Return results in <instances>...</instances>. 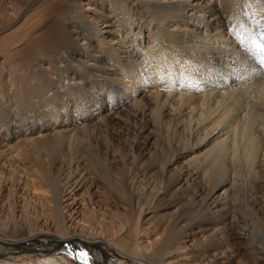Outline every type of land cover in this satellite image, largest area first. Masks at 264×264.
<instances>
[{
	"label": "bare ground",
	"instance_id": "bare-ground-1",
	"mask_svg": "<svg viewBox=\"0 0 264 264\" xmlns=\"http://www.w3.org/2000/svg\"><path fill=\"white\" fill-rule=\"evenodd\" d=\"M41 1L0 0V166L25 149L37 166L31 180L39 186L43 173L58 207L48 231L0 233V259L67 245L81 264H110L78 226L82 193L99 197L101 187L138 210L112 237L126 258L264 264V0H71L34 10ZM111 125L136 133L127 157L105 139L90 166L88 155L68 162ZM239 139L246 179L228 151Z\"/></svg>",
	"mask_w": 264,
	"mask_h": 264
},
{
	"label": "rangeland",
	"instance_id": "rangeland-1",
	"mask_svg": "<svg viewBox=\"0 0 264 264\" xmlns=\"http://www.w3.org/2000/svg\"><path fill=\"white\" fill-rule=\"evenodd\" d=\"M70 1L71 0H43L40 3L34 5L35 6L34 10H36L37 8L39 10L40 6L42 5H44V7H47L49 5L52 7H56L58 5H66L70 3ZM82 7L83 6H81V8ZM122 7L126 8L124 2H122ZM35 69L36 68L33 69L34 72ZM33 82H35V80H33ZM3 91L6 93L7 89L4 88ZM51 93L52 92H49V96L51 95ZM58 108L59 106L57 105L55 107L53 106L48 107V110H46L48 112L47 115L56 112ZM20 113L21 110L17 111V114ZM51 119L53 120L54 116H52ZM54 126L56 125L54 124ZM101 134H98L96 138L93 137L92 139L89 140L87 139L88 143L87 141H85L84 143L82 142L81 144H79V147H83V149L76 147V150L74 149L72 153L68 154L69 157L68 155L66 156L68 158L67 159L68 162H71L70 160L71 158H73L72 160H77V158H79L80 156L83 158L85 157L84 158L85 160L86 159L89 160L91 159L93 153L94 155H100L99 157H103V153H104L103 150L105 149V145L103 144H105L104 142L105 139H106V146H108L110 150L111 149L116 150L120 153L121 156L124 157H127L130 154L129 144L136 137V133L134 131L128 132L121 125H111L108 127H104L101 130ZM100 139L102 142L98 141ZM242 141L244 142V140L240 141L239 139L238 142H236L235 144L237 148L233 145V147L232 146L229 147L228 151L229 153H231L230 155L234 154L235 157L238 156L239 158L238 157L236 158L238 159L239 162L241 160L240 163L243 162L241 164L242 165L241 171L243 172L244 177L246 179V177L249 178L248 176L250 172L247 165L245 164V162L247 161L246 159L247 151L245 150L246 148H244L245 143L243 144ZM240 143H242L244 146H242ZM90 144H92L91 145L92 147L90 146ZM99 145H101L102 147L99 148ZM77 148L80 151L83 150L82 151L83 154H81V152ZM23 150L25 149L14 148L13 150H11L12 153H10L11 151L7 152V154L4 156L5 162L3 160L5 164L3 163L0 166V188L2 186H7L8 188V190L7 191L5 190L3 193L6 194V196L4 197L0 196V200H1L0 201V233L5 236H12V238L18 237V235H20L22 231L27 232L28 230L30 231L35 230L36 228L37 230L42 229L43 231H48L50 226L49 223L51 222V220L52 221L55 220L54 216H56L55 212L57 211V207H58L55 202L56 199H54L55 198L54 194L47 191L48 187H46L44 183L43 173H38L39 176L41 177L39 186L37 185L38 183H34L35 181L31 180L32 177L35 178V176H32L33 174L32 170L33 168L35 169L37 166L35 165L36 163L33 160V156L30 153L25 152ZM84 152L85 153L87 152L88 154L87 153L85 154ZM86 155H88L89 157ZM49 158L50 157L47 156L45 157L47 163L51 162V158L53 157H51L50 159ZM105 158L103 159L106 160L108 166L110 165L109 169L111 168V170L112 169L114 170V171L113 170L110 171L112 173L118 172L119 169L116 168L115 164L112 165L113 159L111 158V156L109 157L107 156ZM108 158L110 160H107ZM91 162L92 159L91 161H88L87 163L88 166L91 165ZM30 169H31V173L29 171ZM98 176L100 175H98L97 172L93 174V178L96 180L95 182H97V184L100 183V181L97 179ZM246 184L248 185L249 183ZM104 189L105 188L99 187V192L101 191V193H99L101 196L99 197L92 196L91 191L89 190H86L87 192L84 191L82 193V197L85 200L83 199V203H84L83 215L81 221L78 224L79 229L82 232V234L86 237H89V239L95 237L98 240L96 242L102 245L108 251V253L110 254V262H109L110 264H140L137 260L126 258L118 249L117 244L113 243L112 241L113 235L116 234L117 230L120 227L124 228L127 226V225L125 226V224L130 223V221L133 223L134 220H137L136 218L138 217V210H135L134 206H131L128 202L119 198L113 191L107 188H106L107 191ZM49 202L51 203L49 204ZM82 222H84V224ZM120 224L121 225L123 224V226H121ZM43 238L50 240L54 238V235L52 233L51 234L45 233ZM68 249H69L68 246L65 245L60 248L61 253L59 254L58 253L46 254L45 252L36 253L29 251L27 253H24L23 255L18 254L17 257L15 256L16 249H12L10 250L12 254H10V256H7V259H3V258L0 259V264H81L78 260H76L75 258H73L68 254L69 253Z\"/></svg>",
	"mask_w": 264,
	"mask_h": 264
},
{
	"label": "snow or ice",
	"instance_id": "snow-or-ice-1",
	"mask_svg": "<svg viewBox=\"0 0 264 264\" xmlns=\"http://www.w3.org/2000/svg\"><path fill=\"white\" fill-rule=\"evenodd\" d=\"M262 35H264V34H262ZM256 47H257V49H258V51H259V53L261 55L262 62H264V40H261L259 42V44L256 45ZM80 255L82 257H84L85 261H87V259H88V254L87 253L82 252Z\"/></svg>",
	"mask_w": 264,
	"mask_h": 264
}]
</instances>
